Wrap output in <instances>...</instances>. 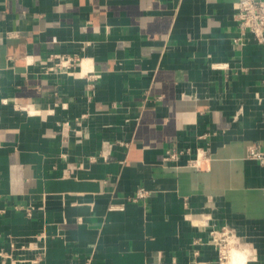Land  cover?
<instances>
[{"label": "crops", "instance_id": "obj_1", "mask_svg": "<svg viewBox=\"0 0 264 264\" xmlns=\"http://www.w3.org/2000/svg\"><path fill=\"white\" fill-rule=\"evenodd\" d=\"M236 1L0 0V264H218L223 227L264 264L247 157L264 152V45ZM55 55L98 78L46 72Z\"/></svg>", "mask_w": 264, "mask_h": 264}, {"label": "built area", "instance_id": "obj_2", "mask_svg": "<svg viewBox=\"0 0 264 264\" xmlns=\"http://www.w3.org/2000/svg\"><path fill=\"white\" fill-rule=\"evenodd\" d=\"M235 18L237 19L241 32L243 34H252L254 38L264 45V0H237L234 4ZM51 65L45 68L46 72H55L59 74L76 75L77 70L84 73L88 80H96L98 76L92 70H86L82 67V59L78 56L55 55L50 58ZM218 69L224 66H217ZM192 150L168 151L166 161H179L182 155L191 154ZM247 157L259 162L264 166V152L259 144H250L247 147ZM210 161V155L206 150L198 149L194 153V158L188 160L187 166L198 171L206 170ZM148 197V192L141 188L134 197V201H140ZM211 243L217 248L219 258L218 264H224L223 260L228 259L226 255V246L230 244H240L235 232L227 227L221 229L212 228L210 230ZM237 238V239H236ZM231 239V240H230ZM202 264V263H196Z\"/></svg>", "mask_w": 264, "mask_h": 264}, {"label": "bare ground", "instance_id": "obj_3", "mask_svg": "<svg viewBox=\"0 0 264 264\" xmlns=\"http://www.w3.org/2000/svg\"><path fill=\"white\" fill-rule=\"evenodd\" d=\"M85 66H86L85 68H88L87 65H85ZM242 251L245 252L244 250H242ZM231 257H232V259H231V262L229 264H247V262L251 259L250 255L247 256L240 251L239 252L232 251ZM253 260L255 261V258Z\"/></svg>", "mask_w": 264, "mask_h": 264}, {"label": "rangeland", "instance_id": "obj_4", "mask_svg": "<svg viewBox=\"0 0 264 264\" xmlns=\"http://www.w3.org/2000/svg\"><path fill=\"white\" fill-rule=\"evenodd\" d=\"M237 239V238H236ZM231 240V239H230ZM243 244L242 243H240V244H230V245H227L226 246V255L228 254V251H230L229 252V255H228V259L227 260H223V262H224V264H229L230 262H231V259H232V251H237V252H243L242 250H243ZM251 256V255H250ZM254 261H250L248 264H250V263H253Z\"/></svg>", "mask_w": 264, "mask_h": 264}]
</instances>
